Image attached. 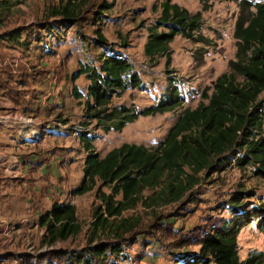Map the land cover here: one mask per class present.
<instances>
[{
	"label": "rangeland",
	"instance_id": "1",
	"mask_svg": "<svg viewBox=\"0 0 264 264\" xmlns=\"http://www.w3.org/2000/svg\"><path fill=\"white\" fill-rule=\"evenodd\" d=\"M17 1L20 3L2 30L23 29L22 38H26L30 48L0 42V96L17 98L22 106L18 112L17 108L5 107L3 115L11 119L19 113L17 121L25 129L22 139L29 138L31 142L17 152L22 173L13 171L11 164L6 176L0 175V201L9 197L17 207L16 222L24 219L18 223V233L10 237L0 234V251H26L36 264H47V259L49 264H62L50 252L80 251L87 246L93 210L99 204L94 192L71 194L81 181L86 156L80 132L87 131L94 150L101 156L123 143L156 147L185 109L207 103L203 93L210 94L215 80L228 71V63L236 52L233 33L241 0H171L192 14L201 11L202 26L195 38L201 36L207 41L175 36L170 43L168 68L164 66L165 58L151 65L143 52L147 29L158 18L160 4L165 0H87L77 23L66 28L47 16L49 8L60 0ZM104 2L112 7L96 20L98 6ZM43 21L52 22L50 29H40L38 24ZM96 27L114 50L130 61L142 82L140 88L128 90L113 104L131 105L137 110L153 105L163 96L170 76L179 88L182 105L164 114L139 117L120 132L104 133L94 121L81 126L88 82L83 76L72 82L71 75L82 63H97L102 49L93 43ZM15 69L17 75L11 73ZM25 71L32 76L30 81H26V75L20 77ZM21 78L26 89L16 96ZM73 87L82 94L81 99L73 97ZM259 101L264 113V93ZM11 134L17 142L20 140L17 130ZM252 170L250 166L240 169L231 164L224 171L204 174L200 184L179 203L154 213L141 208L126 212L125 216L141 214L142 225L135 234L127 235L134 242L109 264H179L177 258L198 253L200 238L232 219L228 201L235 192L252 194L242 202L243 209L264 208V178L253 175ZM53 202L73 204L82 230L75 237L45 249L39 219ZM237 247L240 260L264 250V230L258 228L257 220L241 229Z\"/></svg>",
	"mask_w": 264,
	"mask_h": 264
},
{
	"label": "trees",
	"instance_id": "2",
	"mask_svg": "<svg viewBox=\"0 0 264 264\" xmlns=\"http://www.w3.org/2000/svg\"><path fill=\"white\" fill-rule=\"evenodd\" d=\"M86 1L60 0L49 8L47 16L64 28L75 25ZM18 3L0 0V28ZM111 7L105 2L100 4L96 20ZM238 8L233 33L236 52L228 63V71L215 80L210 94L203 93L207 103L185 109L156 147L123 143L101 156L94 150L87 131L80 132L86 156L81 181L71 194L94 192L99 204L93 210L87 246L80 251L50 252L62 264L111 263L134 242L127 235L135 234L142 225L141 214L125 216L126 212L141 208L154 213L179 203L200 184L204 174L224 171L233 164L240 169L250 166L253 175L264 178V113L259 101L264 93V2L241 0ZM51 23L43 21L38 25L47 30ZM201 26V11L192 14L171 0L163 1L158 18L147 29L143 52L148 62L155 65L159 58H165L164 66L168 68L173 38L207 41L201 36L195 38ZM93 33L94 46L102 49L97 63H82L71 75L72 82L81 76L88 82L81 126L94 121L104 133L120 132L139 117L164 114L182 105L179 88L170 76L163 96L153 105L137 110L131 105L113 104L115 98L140 88L142 82L130 61L114 50L100 28L96 27ZM22 35L23 29L17 27L0 39L14 47L29 49ZM72 95L75 99L82 98L75 87ZM251 196V192H235L228 201L232 219L206 232L198 242V253H186L176 263L264 264V250L244 260L238 255L237 237L242 228L257 220L258 228L264 230V208L242 207V202ZM39 226L44 230L42 243L49 247L75 237L82 230L76 208L70 203L53 202L40 217ZM16 264L35 263L26 256Z\"/></svg>",
	"mask_w": 264,
	"mask_h": 264
},
{
	"label": "crops",
	"instance_id": "3",
	"mask_svg": "<svg viewBox=\"0 0 264 264\" xmlns=\"http://www.w3.org/2000/svg\"><path fill=\"white\" fill-rule=\"evenodd\" d=\"M2 28H0V38L5 32L10 30V29L9 30H2ZM12 29H15V28H12ZM0 42L5 44V45L10 46L9 44H7L8 42L3 41L2 39H0ZM15 48H17V47H15ZM14 65H16V64H14ZM11 73L17 75V73H18L17 69L12 70ZM20 75H21L20 77H25V75H26V77L28 78V79H26V81H30L32 78V76L30 74H28L27 71H25V74L22 73ZM22 81H25V80H23V78H21V80H19L18 88H16V90H15L16 96L19 95L23 90L26 89V87H25V85H23ZM3 90L4 89H2V91ZM23 99H24V97H23ZM16 101H17V98L10 99V98H7L6 95H5V97L0 96V175L2 173L3 176L4 175L6 176V172L8 171L9 168L12 167L13 164H14V167H12V168H15V170L13 169V171H15L16 173H20V174L22 173L23 170L19 166V160H18L17 152H19L21 149H23L24 146H26L28 144V142H31L29 138L24 139V141L22 139V136L25 133V129H22V127L20 126L21 122L17 121L20 118L19 116H17V115H19V113H15L16 116L14 118H11V119L9 118V116L3 115L5 113V110H3V109H5V107L14 108V109L17 108L16 112H18V109L22 106L19 105ZM2 118L5 119V121H2ZM12 121H13V123H12ZM35 123L36 122H34L33 124L35 125ZM33 128L34 127H31V129H33ZM14 130H17L18 135L21 137L18 142H17L16 138L11 134ZM35 136L38 137L37 135H35ZM0 179H1V176H0ZM16 211H17V207H15L14 201L9 199V197L4 202L0 201V234L2 236L10 237L11 235H14V234L19 232L17 230V227L19 225L18 223H21L22 221L24 222V219L22 218L18 222H16L17 219H19V217H17L18 214ZM10 225H12V226H10ZM41 230H43V229L41 228ZM40 234L43 235V232ZM44 245H45V249H47V247H49L46 244H44ZM16 253H19V254H16ZM29 254L30 253H28L26 251L23 253L19 252V251L15 252L12 250L0 251V264H9V263L16 264V263L20 262L23 257H26V256H30V258L34 262V259Z\"/></svg>",
	"mask_w": 264,
	"mask_h": 264
}]
</instances>
